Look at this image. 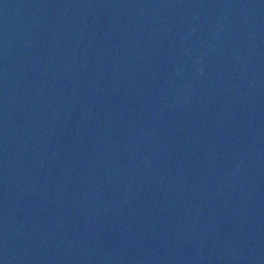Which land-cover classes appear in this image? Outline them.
I'll use <instances>...</instances> for the list:
<instances>
[{"label":"water","instance_id":"water-1","mask_svg":"<svg viewBox=\"0 0 264 264\" xmlns=\"http://www.w3.org/2000/svg\"><path fill=\"white\" fill-rule=\"evenodd\" d=\"M0 264H264V0H0Z\"/></svg>","mask_w":264,"mask_h":264}]
</instances>
